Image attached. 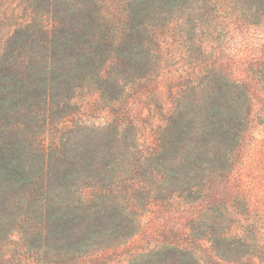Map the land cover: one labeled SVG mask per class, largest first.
<instances>
[{
    "label": "trees",
    "instance_id": "1",
    "mask_svg": "<svg viewBox=\"0 0 264 264\" xmlns=\"http://www.w3.org/2000/svg\"><path fill=\"white\" fill-rule=\"evenodd\" d=\"M66 3L74 21L61 19L52 34V0H0V264H79L128 241L140 219L129 206L143 191L150 206L189 212L186 239L143 264H166V254L177 264H264V205L234 178L251 124L264 121V43L243 77L233 54L264 27V0ZM118 63L126 81L113 72ZM63 82L67 94L94 86L114 108L127 85L151 84L153 140L136 144L138 122L120 108L97 145L79 153L67 138L47 149L29 128L45 127L53 85ZM131 150L139 157L130 160ZM51 151L58 164L45 188ZM28 215L37 220L25 228Z\"/></svg>",
    "mask_w": 264,
    "mask_h": 264
},
{
    "label": "rangeland",
    "instance_id": "2",
    "mask_svg": "<svg viewBox=\"0 0 264 264\" xmlns=\"http://www.w3.org/2000/svg\"><path fill=\"white\" fill-rule=\"evenodd\" d=\"M67 0H52V34L59 29L61 19L67 21L66 27L72 25L74 17H68ZM59 17V18H58ZM71 23V24H68ZM264 43V27L249 31L246 37L237 40L236 51H233L235 57V71L240 77H243V63L246 62L251 55L258 56V50ZM35 46V45H34ZM64 64L65 61L61 60ZM53 62V60H52ZM56 61H54L55 63ZM53 63V64H54ZM112 71V68L109 72ZM117 79H127L124 68L119 66L113 69ZM127 83V82H126ZM54 84L52 88V106L49 107L48 120L45 127L37 128L35 124L29 128L30 132L43 133L44 141L47 149L52 150V144L65 141L71 138L79 143L77 150L84 152L85 146L91 144L97 145L101 142L106 133L107 124L113 117V110L123 109L127 112L130 121L138 122L137 134L135 135L139 141L138 145H147L151 138L150 128L155 126V113L158 110L157 98L154 94L151 84L145 82L144 85L138 86L127 85L126 97L120 105L113 107V104L107 99H100L96 94L95 87H83V89L75 93L66 92V85ZM122 85V84H120ZM151 85V86H150ZM161 88L166 86V81L162 80L159 85ZM111 87H107V90ZM165 88L163 91L165 92ZM111 108H110V107ZM159 107H161L159 103ZM113 111V112H112ZM73 128H75L73 130ZM38 131V132H37ZM134 136V138H135ZM30 137V134H29ZM32 143L38 144L39 137L31 136ZM127 141L131 143L130 136ZM136 142V141H134ZM87 148V147H86ZM137 150L130 151V160L138 158ZM74 155V149L71 150ZM243 158L238 165L234 178L238 186L243 191L250 194L251 198L257 205H264V121L255 120L248 133L245 143ZM51 158V159H50ZM56 157H52V151L49 153L47 160V177H51V182L45 177V188L52 187V176L56 174ZM146 170V165H143ZM141 172V173H140ZM138 177L147 179V175L140 170ZM40 185V183H39ZM149 186V185H148ZM128 194V193H127ZM39 194L36 193V196ZM130 195V194H128ZM149 198L147 192L138 194L134 203L130 204V208L139 207V232L131 239L124 243L114 244L101 251L93 252L92 255L79 259L74 263L79 264H143L151 251L156 252L158 247L168 244L176 245L186 239L187 232L185 229L189 212L183 207L170 208L168 203L156 202V206L147 204ZM169 210V212H165ZM25 218V217H24ZM28 219V220H27ZM24 227L34 225L37 218L34 219L28 215L25 218ZM31 231V230H30ZM15 241L19 238L17 235L13 237ZM166 264H177L172 255L163 256Z\"/></svg>",
    "mask_w": 264,
    "mask_h": 264
}]
</instances>
